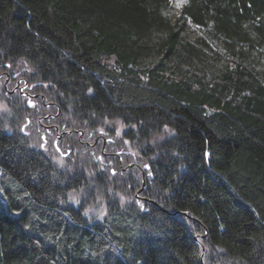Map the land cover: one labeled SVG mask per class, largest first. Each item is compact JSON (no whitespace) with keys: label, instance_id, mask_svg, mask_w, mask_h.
Segmentation results:
<instances>
[{"label":"trees","instance_id":"1","mask_svg":"<svg viewBox=\"0 0 264 264\" xmlns=\"http://www.w3.org/2000/svg\"><path fill=\"white\" fill-rule=\"evenodd\" d=\"M18 64L61 130L111 136L105 122H122L134 168L96 176L110 193L90 218L89 199L69 201L82 172L19 128L41 107L10 95L0 264H264V0H0V67Z\"/></svg>","mask_w":264,"mask_h":264},{"label":"rangeland","instance_id":"2","mask_svg":"<svg viewBox=\"0 0 264 264\" xmlns=\"http://www.w3.org/2000/svg\"><path fill=\"white\" fill-rule=\"evenodd\" d=\"M0 68H2L4 72L9 71V69L7 70L4 67H0ZM2 83H3V77L0 80V118L4 121H8V119H10L11 116L12 107L10 106V104H12V102L10 101L12 100L10 97L6 96V93H4L1 90ZM37 83L39 84V82ZM43 87H46V85L43 84ZM17 94H14V96ZM22 101L25 105L27 104L25 106L26 107L25 110L28 109V110L36 111L38 110L37 108L41 107L42 105L41 101L35 103L31 101V105L28 104L29 103L28 100H27L28 102L26 100H22ZM39 111L42 112V109H40ZM23 114L21 115L22 122L20 123L19 128L31 139L32 147L40 149L44 151V153L52 156V159L55 162L58 169L68 171V173L70 174H72L73 172L76 173L77 171L78 173L82 172V174L85 176L86 182L88 183L89 187L87 186L85 187V189L82 188L77 193L72 192L69 201L71 203L75 202L76 204H78L79 200L81 199H89L85 207L86 215L92 219H98L99 217L104 215L107 208L106 205L108 200L107 195L110 192H108L109 188H106L105 186H104L105 189L102 190H99L96 187L94 188V184H95L94 180L96 176H98L100 172L105 173L106 183L108 184L110 182H113L114 177L118 176L119 169H122L123 171H127V169L134 168L132 161L126 162L125 163L126 165L124 164L126 155L125 152H123V150L120 148V145L123 144V147L131 150V152L134 151L133 148L130 147V144L121 138L122 137L121 133L124 130V125L122 124V122H120L119 120L106 121L104 126L106 127V129L107 128L109 129V132H112L111 133L112 135L109 136L108 132L106 134H100V138H98L97 141L100 140L102 146H97V147L95 146V148L92 149V151L89 150L87 153L88 146H86L83 143L77 142L78 134H79L77 132L81 130L77 128L75 129L66 128L63 129L64 131L63 133L61 132V130L59 132L56 130V131H52L51 134H48L46 133V130L40 126V123L39 124L35 123V121H37V123L39 121L36 115H35L36 120L33 122V120H31L29 117H25ZM101 131L105 133L104 128ZM62 135H64L65 137L67 136V138L64 137L63 140L57 142V139ZM97 136H99V133H94L90 136L88 135V137H86V140L90 139L92 143L91 139H95ZM164 136H165L164 133L163 135L159 134L156 140H160ZM75 143H78L77 145H79L80 143L81 146H84L83 147L84 149H82L80 146H77ZM89 152H93V153L90 155ZM98 154L103 158L102 157L100 158ZM97 157L100 158L99 161L101 164H103L102 160L105 161L104 163H106L107 166L106 164L103 165L107 167L106 169L97 168V160H96ZM138 167H139L138 169L141 170V167L140 166ZM144 168L147 169L146 166ZM143 175L145 176L146 173L143 172ZM120 180H122V178ZM116 188L117 191H113L110 188L111 194H113L115 197H118L122 204L127 203L130 200L133 201L132 199L133 197H131L130 195L126 196V192H124L122 189H120L117 186ZM142 188L143 185L138 190L139 193ZM138 192L135 194L136 198L137 200H142V196H140Z\"/></svg>","mask_w":264,"mask_h":264},{"label":"flooded vegetation","instance_id":"3","mask_svg":"<svg viewBox=\"0 0 264 264\" xmlns=\"http://www.w3.org/2000/svg\"><path fill=\"white\" fill-rule=\"evenodd\" d=\"M8 69L9 71L4 72L0 68V80L3 77L1 90L4 93H6L7 97H10V95H14L18 93L17 95L22 97L23 100L26 101L28 100L29 101L28 104L30 105H31V101H33L34 103L41 101L42 112L38 116V120H39L38 123H40V126L44 128L46 130V133L48 134H51L52 131H56V130L59 132L61 130V127L58 125L57 121H55L57 113L53 112V109L56 106L53 102L47 99L45 92L42 91V89L44 88L43 84L39 86L36 81L32 80V77L27 72V69L23 66L21 67L19 64L16 65L14 68L9 67ZM61 132L63 133L64 131L61 130ZM77 133H79L78 141L89 147H92L94 144H96L98 138H100V136H97L96 138L94 137L96 140L91 139L92 140L91 143L90 139L86 140V137L88 136L85 135L82 131H79ZM63 138L64 135L60 136L57 139V142L61 141Z\"/></svg>","mask_w":264,"mask_h":264},{"label":"water","instance_id":"4","mask_svg":"<svg viewBox=\"0 0 264 264\" xmlns=\"http://www.w3.org/2000/svg\"><path fill=\"white\" fill-rule=\"evenodd\" d=\"M146 167H148L147 165H146ZM205 252V248H203V253Z\"/></svg>","mask_w":264,"mask_h":264},{"label":"bare ground","instance_id":"5","mask_svg":"<svg viewBox=\"0 0 264 264\" xmlns=\"http://www.w3.org/2000/svg\"><path fill=\"white\" fill-rule=\"evenodd\" d=\"M19 78V77H18ZM23 85V84H22ZM74 173V172H73Z\"/></svg>","mask_w":264,"mask_h":264},{"label":"snow or ice","instance_id":"6","mask_svg":"<svg viewBox=\"0 0 264 264\" xmlns=\"http://www.w3.org/2000/svg\"><path fill=\"white\" fill-rule=\"evenodd\" d=\"M177 6H179V5H177Z\"/></svg>","mask_w":264,"mask_h":264}]
</instances>
